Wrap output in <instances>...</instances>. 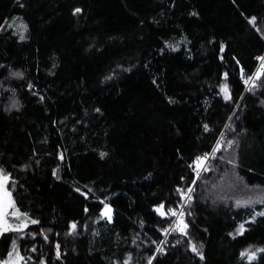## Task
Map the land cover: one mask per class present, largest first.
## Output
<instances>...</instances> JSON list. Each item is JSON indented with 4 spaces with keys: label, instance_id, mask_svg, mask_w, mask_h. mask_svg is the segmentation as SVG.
<instances>
[{
    "label": "trees",
    "instance_id": "16d2710c",
    "mask_svg": "<svg viewBox=\"0 0 264 264\" xmlns=\"http://www.w3.org/2000/svg\"><path fill=\"white\" fill-rule=\"evenodd\" d=\"M263 57L264 0H0V169L36 221L0 260L264 264Z\"/></svg>",
    "mask_w": 264,
    "mask_h": 264
},
{
    "label": "rangeland",
    "instance_id": "374dc122",
    "mask_svg": "<svg viewBox=\"0 0 264 264\" xmlns=\"http://www.w3.org/2000/svg\"><path fill=\"white\" fill-rule=\"evenodd\" d=\"M8 24H10L9 26H13L14 28H16L17 30H20V33L25 35L26 34V27L24 26V24L19 21L16 17L13 18ZM263 60V59H262ZM261 60V63H262ZM264 64V61L263 63ZM261 64V65H262ZM260 65V66H261ZM260 68V67H259ZM259 74V73H258ZM246 82L250 83L251 79H245ZM224 94H229V91H224ZM228 138L227 134L223 135V139L221 144L225 145L226 144V139ZM231 146V145H230ZM230 146H227V148H229ZM208 161L206 160L204 162V167L207 165ZM2 170V169H0ZM3 176L7 177V179H5L3 181L4 183V189L8 192H10L11 196H10V200L11 202L14 204V209H8L9 212H13L16 211L17 215H7L6 216V221L3 224L2 227H0V238L3 236L4 233L9 232V231H19V230H25L29 225H31L33 222V220H31L26 214H24L23 212L19 211L16 205V200L14 198L13 192L9 186V177L8 175H6L3 171ZM261 192L257 191L256 195H260ZM7 199V198H6ZM104 218L108 219V220H112L113 217V209L110 206H106L102 212ZM178 228L179 230L185 232L187 230V225L183 220V217L180 215V213L178 214ZM186 225V227H185ZM4 228H7V230H4ZM24 256L22 255V253L18 250L15 249L14 251L11 252V254L3 259L0 260V264H22V262L24 261Z\"/></svg>",
    "mask_w": 264,
    "mask_h": 264
},
{
    "label": "snow or ice",
    "instance_id": "6c2138e0",
    "mask_svg": "<svg viewBox=\"0 0 264 264\" xmlns=\"http://www.w3.org/2000/svg\"><path fill=\"white\" fill-rule=\"evenodd\" d=\"M77 11H79V9H77ZM254 23V21H251ZM227 86H225V88L223 89L224 91H226ZM206 130H207V126H205ZM223 138V137H222ZM220 150V142H217V147L213 149V152L219 151ZM103 155V154H102ZM215 158V157H213ZM208 159L207 156L202 157V158H197V167H204V162ZM207 170V169H205ZM7 179V177L3 176V170H0V227L3 226V224L6 221V216L7 215H17L16 211L13 212H9L8 209H14V204L11 202L10 200V192L6 191L4 189V183L3 181ZM192 189L189 188L188 192H191ZM7 198V199H6ZM239 205V202H238ZM162 207V206H161ZM157 211L159 212L160 209H157ZM163 214V213H161ZM173 215H175V213H172ZM261 215H264V213H261ZM33 223H36V221H32ZM75 227V225H73V228ZM186 227V225H185ZM241 229H243V225H241ZM4 230H7V228H4ZM193 251H195V248H193ZM261 251H264V249H262ZM149 264H151V262H149Z\"/></svg>",
    "mask_w": 264,
    "mask_h": 264
},
{
    "label": "water",
    "instance_id": "95a60500",
    "mask_svg": "<svg viewBox=\"0 0 264 264\" xmlns=\"http://www.w3.org/2000/svg\"><path fill=\"white\" fill-rule=\"evenodd\" d=\"M79 194L83 195L86 198H89V194H87V193H84V192L79 191ZM191 246H192V248H191L192 254L193 255H196L197 254L196 246L193 243L191 244ZM193 248H195V251H193Z\"/></svg>",
    "mask_w": 264,
    "mask_h": 264
},
{
    "label": "built area",
    "instance_id": "2783aa9c",
    "mask_svg": "<svg viewBox=\"0 0 264 264\" xmlns=\"http://www.w3.org/2000/svg\"><path fill=\"white\" fill-rule=\"evenodd\" d=\"M263 60H262V63H263V61H264V57L262 58ZM261 62H260V65L262 64Z\"/></svg>",
    "mask_w": 264,
    "mask_h": 264
}]
</instances>
